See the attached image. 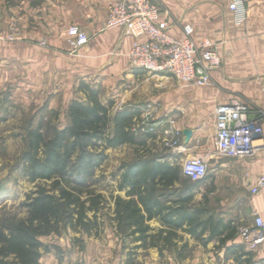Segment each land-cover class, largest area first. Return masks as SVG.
<instances>
[{"label":"crops","instance_id":"crops-1","mask_svg":"<svg viewBox=\"0 0 264 264\" xmlns=\"http://www.w3.org/2000/svg\"><path fill=\"white\" fill-rule=\"evenodd\" d=\"M115 1L12 0L9 4L0 0V33L15 36L13 41L0 42V89L11 85L21 98H46L50 108L63 105L67 112L72 99L86 100V94L78 90L84 81L100 89L103 103L115 100L114 111L149 107L172 117L173 129L182 135L178 148L182 161L213 153L203 182L212 181L219 189L222 201L212 204L229 211L220 218L237 232L222 245L220 240L229 229L216 236L210 229L201 235L187 232L184 250L151 247L138 264H246L247 259L264 264V242L255 249L246 246L238 233L241 222L235 218L252 223L255 215L264 217V187L253 192L264 176V148L252 158H228L215 152L219 104L240 96L264 110V0H246L249 14L241 25L233 21L229 0H153L176 20L192 24L197 41L207 37L216 43L223 62L212 72L210 87L184 85L171 75L149 77L133 69L128 51L135 38L122 29H104ZM71 26L82 28L89 37L76 55L69 53ZM171 32L179 34V27ZM102 90L115 94L106 96ZM205 137L212 139L214 150L208 149L210 139L206 145ZM73 237L52 241L59 251L42 252L39 264H126L117 234L102 239L85 235V249L72 245Z\"/></svg>","mask_w":264,"mask_h":264},{"label":"trees","instance_id":"trees-1","mask_svg":"<svg viewBox=\"0 0 264 264\" xmlns=\"http://www.w3.org/2000/svg\"><path fill=\"white\" fill-rule=\"evenodd\" d=\"M78 90L86 94V100H71L65 126L52 124L48 135L41 123L29 131L24 173L30 181L44 183L28 194L24 203L28 215L0 228V264H39L42 252L50 251L42 237L58 232L61 225L88 236L94 229L99 234V214L110 201L94 187L96 170L107 160V149L140 144L138 133L133 131L140 109L113 111L114 101L103 103L100 89L84 81ZM171 158L155 155L123 165L119 189L126 190L127 197L114 198L117 229L125 236H136L141 242L137 248L159 244L171 248L177 230L185 226L188 232L198 235L210 229L212 236L229 229L225 239L220 240L221 245L225 244L237 230L225 225L222 218L210 214L202 219L204 211L166 207L154 196L157 187H173L185 176L179 163ZM193 182L199 185L203 180ZM153 219H159L163 227L153 229L149 224ZM246 264L253 263L247 259Z\"/></svg>","mask_w":264,"mask_h":264},{"label":"built area","instance_id":"built-area-1","mask_svg":"<svg viewBox=\"0 0 264 264\" xmlns=\"http://www.w3.org/2000/svg\"><path fill=\"white\" fill-rule=\"evenodd\" d=\"M228 8L236 25L248 19L246 0H229ZM179 27L180 33L173 34L172 27ZM104 29H122L126 35L135 38L128 51L129 64L133 69L153 75H171L188 86L210 87L213 85L212 72L222 67V56L216 43L210 38L197 41L192 24L176 20L170 10L153 0H116L109 7ZM68 47L71 55H76L85 46L89 37L78 26L68 31ZM12 33H0V42L13 41ZM152 108H144L134 118L133 131L139 133L144 128V115L153 114ZM142 122V125H138ZM174 119L166 116L158 118L157 127L168 124L164 134H170ZM216 153L228 158H252L264 148V110L234 96L229 102L215 108ZM142 126V127H141ZM167 127V126H166ZM176 134H180L175 130ZM212 152L185 159L182 172L193 181H202L208 176ZM264 187V176L257 181L253 192ZM244 244L255 249L264 242V217L257 214L252 223L238 227Z\"/></svg>","mask_w":264,"mask_h":264},{"label":"rangeland","instance_id":"rangeland-1","mask_svg":"<svg viewBox=\"0 0 264 264\" xmlns=\"http://www.w3.org/2000/svg\"><path fill=\"white\" fill-rule=\"evenodd\" d=\"M7 1L12 4V0ZM158 4L166 9L162 4ZM147 75L151 77L153 74L147 73ZM12 89L14 88L11 85L0 89V228H4L13 219L25 218L28 215L27 208L24 206L27 196L37 189L38 184L44 183L32 182L24 173L23 159L24 153L28 149L29 131L41 123L45 134L48 135L52 124L62 127L68 122L67 112L63 105L57 107V109H52L49 107V99L21 98L15 95ZM102 93L106 96H114L115 94L112 90L110 92L102 90ZM144 108L147 111V107ZM120 109L117 108L116 111ZM152 110L154 111L153 114L144 115L142 121L145 122L144 128L140 129L137 136L140 144H128L107 149V160L96 170L94 187L110 201V204L99 214L102 223L99 234L96 235L97 232L94 229L93 234L88 236L82 231H74L69 226L61 225L58 232L42 237V241L49 246L50 250L59 251L53 242L57 243V240L62 237H66L67 240L75 236L71 238V244L85 249L86 242L82 241V237L85 235L102 239L104 235L117 234L119 237L117 245L125 253L126 264H138L141 259L149 254L147 250L151 249V246L137 248L141 245V242L136 240V236H125L119 232L116 226L117 223L113 218L114 198L118 195L124 198L127 197L126 190L119 189L123 172L122 167L125 163L155 155H171L172 161L179 162L182 168L183 161L178 153V148L182 143V135L176 134L175 130H170V134H164V129H168L170 126L164 124L165 126L160 127L159 125L157 127L154 123L158 118L166 117V115L155 110V108H152ZM142 122L138 125H142ZM204 140L206 145L209 142L208 149L214 150L212 139L205 137ZM49 183L47 184L49 185ZM214 190L215 192L211 193ZM216 190L219 189L212 181L195 185L192 180L183 176V179L173 187H157L154 196L158 197L160 204L166 207H183L189 211H204L206 213L202 217L204 219L210 214L221 217L223 214L227 215L229 213L228 210L217 209L212 204L222 201V194ZM89 215H92V213ZM235 218L240 220L241 224L247 222L243 217ZM149 224L156 231L163 227L159 219H153L149 221ZM187 232L186 227L177 230L178 239L174 242V246L167 250H184L187 244L184 242V234ZM161 246L159 244V247Z\"/></svg>","mask_w":264,"mask_h":264}]
</instances>
